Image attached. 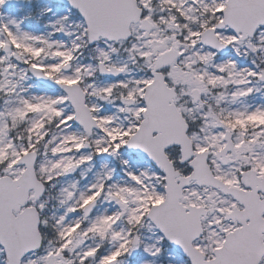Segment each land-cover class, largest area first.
I'll return each instance as SVG.
<instances>
[{
  "label": "snow or ice",
  "instance_id": "obj_1",
  "mask_svg": "<svg viewBox=\"0 0 264 264\" xmlns=\"http://www.w3.org/2000/svg\"><path fill=\"white\" fill-rule=\"evenodd\" d=\"M0 0V264H264V0Z\"/></svg>",
  "mask_w": 264,
  "mask_h": 264
},
{
  "label": "rangeland",
  "instance_id": "obj_2",
  "mask_svg": "<svg viewBox=\"0 0 264 264\" xmlns=\"http://www.w3.org/2000/svg\"><path fill=\"white\" fill-rule=\"evenodd\" d=\"M22 2H26V0H19V4L22 3Z\"/></svg>",
  "mask_w": 264,
  "mask_h": 264
},
{
  "label": "trees",
  "instance_id": "obj_3",
  "mask_svg": "<svg viewBox=\"0 0 264 264\" xmlns=\"http://www.w3.org/2000/svg\"><path fill=\"white\" fill-rule=\"evenodd\" d=\"M21 8H23V9H25V10H26V8H24V6H23V7H21Z\"/></svg>",
  "mask_w": 264,
  "mask_h": 264
}]
</instances>
